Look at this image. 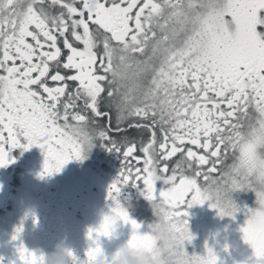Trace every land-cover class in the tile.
<instances>
[{"label":"snow or ice","instance_id":"obj_1","mask_svg":"<svg viewBox=\"0 0 264 264\" xmlns=\"http://www.w3.org/2000/svg\"><path fill=\"white\" fill-rule=\"evenodd\" d=\"M102 94L116 131L143 120L128 127L150 138L110 136ZM96 138L122 165L108 188L114 206L89 228L92 244L75 264H112L100 237L117 221L131 224L132 243H152L119 200L130 182L162 205L148 228L162 229L168 264L181 254L188 264H217L207 244L206 255L185 249L194 239L188 209L209 202L234 217L231 193L254 190L242 231L252 264H264V0H0V166L13 162L14 149L37 145L49 175L84 159ZM17 251L21 264H44V253L23 242Z\"/></svg>","mask_w":264,"mask_h":264},{"label":"flooded vegetation","instance_id":"obj_2","mask_svg":"<svg viewBox=\"0 0 264 264\" xmlns=\"http://www.w3.org/2000/svg\"><path fill=\"white\" fill-rule=\"evenodd\" d=\"M108 103L106 94H102L99 107L101 112L108 111L111 116L110 136L117 141L125 136L134 141L145 142L150 138L148 130L128 127L129 123H145L143 120L125 122L121 127L126 131H116V111L114 108L106 107ZM82 114L93 117L91 111ZM108 123L107 116L98 118L100 126H107ZM157 135L159 138V133ZM134 155L142 154L138 151ZM11 157H14L12 163L0 166V257L3 258V264H21L17 251V246L21 242L31 250L49 253L55 250L57 243L63 241L71 245L79 257L84 258L86 250L92 244L88 230L98 226L104 215L103 209L107 208L91 204L89 199L96 196L95 199L98 197L103 199L102 203H114L108 200V188L119 175L122 155L116 151H109L102 140L96 138L93 147L85 152L84 159L70 160L59 172L43 176L41 173L45 153L41 147L33 145L28 149L16 148L12 151ZM178 158L173 157L168 161L170 169ZM129 162L135 164L132 158ZM227 163H231V159ZM94 176L100 177L108 184L102 191L101 186L92 191L93 194L89 197L91 191L86 181ZM141 196L146 198L143 184L133 185L130 182L122 186L119 199L124 201ZM231 196L240 211L234 217L218 214L220 218L216 220L220 228L225 230L226 243L235 248L236 259L242 264H252L255 260L254 250L244 240L242 227L250 216L248 209L257 206L256 193L252 189H238L233 191ZM141 201L139 199L136 206H133L131 201L127 203V210L135 219L140 215L133 208L140 209L138 204ZM143 204L147 205L144 201ZM213 209L207 207L206 202L188 209L189 228L192 233L197 234L194 235L197 240L201 238L198 237V231L203 234L198 226H206L204 223H197V212L208 210L207 214L211 217ZM216 212L218 213L217 209ZM216 212L214 214H217ZM106 214L109 213L106 211ZM236 219L242 221L241 226L233 227L238 222ZM21 225L23 230L19 239L14 240L15 230ZM115 232V236L100 237L101 246L106 254L110 255L119 243L127 239V224L118 221Z\"/></svg>","mask_w":264,"mask_h":264},{"label":"rangeland","instance_id":"obj_3","mask_svg":"<svg viewBox=\"0 0 264 264\" xmlns=\"http://www.w3.org/2000/svg\"><path fill=\"white\" fill-rule=\"evenodd\" d=\"M159 183L160 182H158V184ZM86 184H87L89 190L91 191L89 193V197H90L93 194L92 191L97 190V188H99L100 186H101L100 189L102 191L107 186L108 183L106 181L102 180L100 177L94 176V177L89 178L86 181ZM95 198H96V196H91L89 199L90 203L94 204V205H100L103 208L107 207L106 209H103V214H106V211L110 214L111 207L114 206V203H109V202L102 203L103 199L101 197H98V199H95ZM139 199L142 200L141 203L139 202V204H138L140 206L139 207L140 209H138L137 207L133 208L134 211L139 213V215H140V217H138L136 220L143 222L142 227H141V231H149L148 225L151 224L156 219L154 212H153V209H152V206H151V202L143 196L130 198V199H127L124 201L122 199H119V200L127 208V203L129 201H131L130 203L133 206H136ZM108 200H110V199L108 198ZM143 201L147 205H144ZM195 205H193L192 207H194ZM206 205H207V207L209 206V204L207 202H206ZM205 209H206V207H205ZM207 211L205 212V210H203L200 213L197 212V223L206 224V226L205 225H199L198 226V227H200L199 230H201L203 232V234H202L197 230L198 231V237H201V238H199L200 240H197V238H194V240H192L190 242L185 241L184 242L185 249L187 250V252L189 254L196 253V254H200V255H206L207 249H206L205 245L207 244V246L213 248V250L215 251V253L219 257L217 264H242L239 260L236 259L237 253H236L235 248L232 247L231 245H229L228 243H226L225 230L220 228V224L216 220V219L220 218L218 213L216 212V209L215 210L213 209V214H211V217L208 216ZM214 212H216L217 214H214ZM130 216L133 217L131 214H130ZM236 221H238V222L235 223L233 225V227L241 226L240 223H242V221L239 222V220H237V219H236ZM131 232H132L131 224H127V238L130 236ZM194 235H197V234H194Z\"/></svg>","mask_w":264,"mask_h":264},{"label":"clouds","instance_id":"obj_4","mask_svg":"<svg viewBox=\"0 0 264 264\" xmlns=\"http://www.w3.org/2000/svg\"><path fill=\"white\" fill-rule=\"evenodd\" d=\"M121 205L125 207L122 203ZM151 206L154 215H160L162 205L160 203L153 204ZM126 208V207H125ZM104 214L100 223L103 222ZM97 226V227H98ZM115 228L111 236H115ZM148 235L152 236V243H132V232L130 236L119 243L115 250L110 254L112 264H168V257L164 254L159 241L162 236V229L159 225L152 227L148 231ZM37 252H43L37 250ZM44 253V264H75L74 257L78 256L75 249L61 241L55 246V250L49 253ZM180 264H188V260L183 254L178 257Z\"/></svg>","mask_w":264,"mask_h":264}]
</instances>
